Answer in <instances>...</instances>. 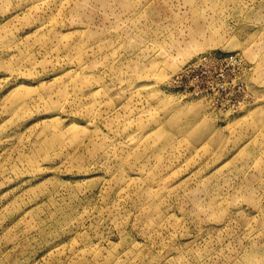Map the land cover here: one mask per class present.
Returning a JSON list of instances; mask_svg holds the SVG:
<instances>
[{"label": "rangeland", "instance_id": "rangeland-1", "mask_svg": "<svg viewBox=\"0 0 264 264\" xmlns=\"http://www.w3.org/2000/svg\"><path fill=\"white\" fill-rule=\"evenodd\" d=\"M0 264H264V0H0Z\"/></svg>", "mask_w": 264, "mask_h": 264}, {"label": "built area", "instance_id": "built-area-1", "mask_svg": "<svg viewBox=\"0 0 264 264\" xmlns=\"http://www.w3.org/2000/svg\"><path fill=\"white\" fill-rule=\"evenodd\" d=\"M187 68L197 73L195 78L189 84H183V77L177 76L174 83L180 85L185 91H190L196 90L195 84H197V80L205 79L210 81L207 83L206 91H221L225 90L229 78L232 77V109L241 108L238 95L241 92L248 91V88L245 83L247 68L239 54H232L231 56L218 54L202 55L192 60Z\"/></svg>", "mask_w": 264, "mask_h": 264}, {"label": "bare ground", "instance_id": "bare-ground-1", "mask_svg": "<svg viewBox=\"0 0 264 264\" xmlns=\"http://www.w3.org/2000/svg\"><path fill=\"white\" fill-rule=\"evenodd\" d=\"M181 69V68H180Z\"/></svg>", "mask_w": 264, "mask_h": 264}]
</instances>
